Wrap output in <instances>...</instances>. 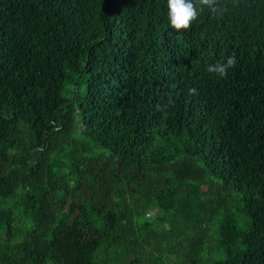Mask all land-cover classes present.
<instances>
[{
    "label": "trees",
    "instance_id": "16d2710c",
    "mask_svg": "<svg viewBox=\"0 0 264 264\" xmlns=\"http://www.w3.org/2000/svg\"><path fill=\"white\" fill-rule=\"evenodd\" d=\"M0 264H264V0H0Z\"/></svg>",
    "mask_w": 264,
    "mask_h": 264
},
{
    "label": "clouds",
    "instance_id": "9594fccd",
    "mask_svg": "<svg viewBox=\"0 0 264 264\" xmlns=\"http://www.w3.org/2000/svg\"><path fill=\"white\" fill-rule=\"evenodd\" d=\"M226 10L227 0H167L168 27L180 35L189 31L203 13L208 12L214 17H221ZM236 64V58L230 56L226 62L210 64L206 71L212 78L226 79L229 70L235 69ZM196 93V88L189 89V95ZM168 103L169 105L173 103L170 94Z\"/></svg>",
    "mask_w": 264,
    "mask_h": 264
}]
</instances>
